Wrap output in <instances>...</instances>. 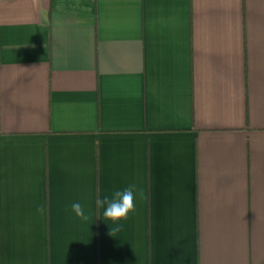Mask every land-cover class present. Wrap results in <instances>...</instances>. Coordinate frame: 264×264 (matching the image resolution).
<instances>
[{
    "label": "crops",
    "instance_id": "1",
    "mask_svg": "<svg viewBox=\"0 0 264 264\" xmlns=\"http://www.w3.org/2000/svg\"><path fill=\"white\" fill-rule=\"evenodd\" d=\"M0 264H264V0H0Z\"/></svg>",
    "mask_w": 264,
    "mask_h": 264
},
{
    "label": "clouds",
    "instance_id": "2",
    "mask_svg": "<svg viewBox=\"0 0 264 264\" xmlns=\"http://www.w3.org/2000/svg\"><path fill=\"white\" fill-rule=\"evenodd\" d=\"M137 197L143 199L145 193L143 189L137 188L136 185H128L122 190H115L110 195H105L102 198H97L95 203L98 208L103 209V219L110 220L114 223L125 221L131 213L136 210ZM71 210L76 217L87 221L89 216L85 212L84 206L80 202H73ZM44 205H39L36 208V213L40 216L45 214ZM122 225H117L115 228H110V234L119 231Z\"/></svg>",
    "mask_w": 264,
    "mask_h": 264
}]
</instances>
